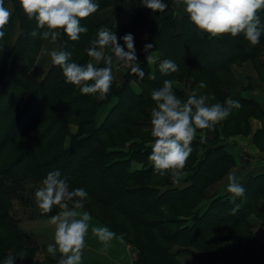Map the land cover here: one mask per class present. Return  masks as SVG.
<instances>
[{"label":"trees","instance_id":"16d2710c","mask_svg":"<svg viewBox=\"0 0 264 264\" xmlns=\"http://www.w3.org/2000/svg\"><path fill=\"white\" fill-rule=\"evenodd\" d=\"M95 2L100 5L95 14L113 7L117 18L126 1ZM164 2L167 9L156 12L152 20L149 43L153 48L138 56L145 73L143 79L129 70L120 82H113L107 98L99 100L98 94L84 95L78 87L66 84L59 66L52 65L41 83L31 75L47 41L29 35L36 28V21L27 19L19 0H12L14 11L0 39V211L9 208L13 198L31 199L46 175L59 170L62 177L69 178L70 189L87 191L88 199L81 211H88L117 235L123 234L124 242L140 252L134 264H179V258L185 256L200 264H264V245L259 244L254 233L256 224L264 225V175L251 177L242 197L214 199L202 217H195L189 226L185 218L193 215L206 190L236 167V160L224 146H212L202 159L198 158L201 144L195 139L182 173L191 174L185 182L188 186L181 187L171 182L170 174L161 177L154 173L148 159L151 150L144 148L153 138L151 131L142 127L150 121L155 106L151 93L162 87L165 79L191 81L188 93L173 87L182 99L203 81L207 87L198 92L214 97L210 104H223L231 97L242 105L214 129L204 130L206 134L215 137V142L220 140L218 133L225 137L248 135L250 120L258 119L262 129L252 142L264 152V111L254 99L243 96L248 87L235 76V67L251 62L264 81V34L256 46H251L243 34L214 38L198 32L188 17L176 33L173 11L177 5L175 0ZM141 12L138 8L115 29L110 20L96 23L91 15L81 21L88 32L77 41H71L60 30V50L70 52L72 61L86 65L92 59L86 49L99 27L111 28L118 38L126 33L135 38L141 26ZM258 16L264 23V10ZM119 42L123 44L122 39ZM147 55L158 57L157 62L148 64ZM164 59L174 61L179 71L168 76L161 74L159 62ZM150 74L156 78L149 79ZM114 98L117 103L99 125L101 111ZM72 125L78 127V133L72 137L70 148H66L64 142ZM131 148L132 152H126ZM133 162L143 164L145 170L133 173ZM59 211L54 206L42 217L49 218ZM3 220L0 230L2 227L6 231L4 236L0 232V264L20 251L26 252L27 257L23 261L17 257L15 264H42L34 260L35 247L19 233L14 216L5 214Z\"/></svg>","mask_w":264,"mask_h":264},{"label":"clouds","instance_id":"9594fccd","mask_svg":"<svg viewBox=\"0 0 264 264\" xmlns=\"http://www.w3.org/2000/svg\"><path fill=\"white\" fill-rule=\"evenodd\" d=\"M141 3L147 9L159 13L168 7L164 0H141ZM19 4L27 19L36 21V28L29 35L33 38L40 36L53 44L60 38V30L71 41L79 40L82 33L88 32L87 27L81 26V21L97 13L100 7L95 0H19ZM175 4L183 7L198 32L210 37L227 35L235 38L243 34L251 46H256L264 34V23L258 16V12L264 10V0H175ZM10 18L11 11L5 7V0H0V39L5 35L3 29ZM121 39L123 44L119 42ZM152 48L151 43L144 45L146 52ZM86 53L92 59L86 65H81L71 60L72 54L68 51L47 47L41 49V55L49 56L52 64L60 67L66 84L78 87L84 95L98 94L99 100L107 98L117 78L113 72L114 63L127 67L141 79L145 75L131 33L118 38L111 28L101 26ZM157 59L156 56H146L148 64H155ZM178 71L179 66L170 59L159 62V72L165 76ZM155 78V75H149V79ZM173 83L165 79L162 87L151 93L155 106L151 109L153 142L148 159L153 164L155 174L161 177L170 174L175 184L180 182L193 151L191 145L197 137V131L200 130L199 142L205 143L207 134L204 130L214 129L230 116L233 109H239L242 105L231 97L226 98L223 104H210L209 100L215 98L198 92V89L207 87L203 81L198 84L197 90L182 99L175 94ZM68 180V177H62L59 170L50 171L34 197L41 214L52 212L54 206L60 209L49 219L55 230L54 243L47 246V252L54 256L57 252L60 254L57 264H82L92 216L86 210L81 211L88 199L87 191L83 188L70 189ZM228 180L227 191L232 194L233 200L245 195L246 190L235 175L229 174ZM235 211L232 210L233 213ZM91 234L103 245L100 249L102 253L107 251L113 240L124 243V235H117L107 226H91ZM17 257L23 261L27 253L20 251L18 255H9L3 264H15Z\"/></svg>","mask_w":264,"mask_h":264},{"label":"rangeland","instance_id":"374dc122","mask_svg":"<svg viewBox=\"0 0 264 264\" xmlns=\"http://www.w3.org/2000/svg\"><path fill=\"white\" fill-rule=\"evenodd\" d=\"M5 7L9 8V10L11 11V16H12L13 11H14L12 0H5ZM62 46H63V41L59 38L55 44L47 41L43 48L45 47L49 49L56 48L57 50H60ZM52 65L53 64L49 56H43L40 54L37 65L35 66L34 70L31 72V75L37 81H39V83H41L44 81V79L48 75L50 69L52 68ZM235 76H237L236 77L237 80L244 87H248L243 94V96L246 99H254L259 104L260 102L264 101V81L260 79L257 71L254 69L251 62H247L239 67H235ZM173 82H174L173 87H175L177 90L184 91L185 93L189 92L190 86H191V81L189 79H185L184 81L174 80ZM135 89H137V87ZM116 103H117V99L114 98L111 101V103L108 104L101 111L100 116L98 118L99 125H102L105 122L106 117L108 116L109 112L113 108L112 106H114ZM262 109L264 111V106H262ZM250 125H251V131L248 135H233L230 137H225L222 133H218L217 137H220V140H218L217 142H215L214 140L215 137H211L207 135L206 142L200 143L199 142L200 134L197 133L196 139L199 142L198 144H201V148L199 150L197 157L202 159L203 156L206 154V151H207L206 149L211 148L212 146L214 147L224 146V148L228 152L231 153L230 148L231 149L236 148L234 146L238 143L237 141L233 140L234 138H237V137L247 138L251 135L253 128L254 130L257 129V132L262 129L261 128L262 122L258 119H254V118L251 119ZM142 127L144 131L150 132L151 131V118H150V121L146 122V124H143ZM70 132H71L70 136L67 137V139L65 140L66 142H64L66 143L65 144L66 148H70L72 137L76 136L78 133V127L76 125H72L70 127ZM255 134L253 136H255ZM135 142L138 143L140 141H135ZM130 144L131 143H129L128 146H130ZM151 144H152V141L144 145L145 146L144 148L151 150ZM249 146H250L249 143L245 144L246 150H249ZM253 146L258 150L259 153L264 155V152H262L255 145L254 142H253ZM129 151L132 152V148L126 149V152H129ZM241 155H244L246 158H248L246 160L248 164L249 163L253 164V162L251 161V158L255 159V157L257 156L248 151L242 152ZM131 168H132L133 173L135 171L145 170L144 165L138 162H133ZM233 169L234 168H232V170ZM244 169L245 168L241 170H244ZM237 170H239V173H240V168ZM190 175H191L190 173L182 174L180 182L177 184L180 185L181 187L188 186V184H185V182L186 180H188V178H190ZM225 178L227 179V177ZM225 178L221 180L220 182H218V184L222 183L225 180ZM228 181L229 180L225 181L221 185L223 186L224 190L220 188L221 186L218 188L214 187L215 185L210 186L206 190L205 194L203 195L204 196L203 200L200 202V204L195 209H193L194 210L193 215L191 217L185 218L186 220L184 221L187 222L186 223L187 225L191 226L192 225L191 222L195 220L194 219L195 217H200V216L202 217V214L206 211V209H208V207L210 206L211 202L214 199L224 197L223 195L219 197H215V195L224 194V192L227 191V187L229 183ZM162 190H165V189L162 188ZM227 197L232 198V194L226 195L224 198H227ZM4 210H5L4 212L0 211V223H1V220H3L5 214L14 216L16 223H17V230L19 231V233L25 236L28 239V242L32 243V245H34L35 247V252H33V254H35L34 260L39 261L42 264L45 261L51 260L54 262V264H57V260L60 254L57 252L54 256L47 252V246L49 244L54 243L55 226L50 224L49 222L50 217L49 218L47 216L42 217L41 211L36 205L35 197L33 196L30 199L29 197L26 196L25 199H21V200L13 198L11 200L9 208H5ZM2 212L4 213V215L2 214ZM4 224H5L4 228L7 227V224L5 222ZM258 225L259 223L255 225V228H256V229L254 228L255 234L259 240L264 241V226H258ZM91 226L103 227L104 225H102L100 222H98L96 219L92 217V220L90 221L89 233L85 241L86 246L83 249L82 264H134L138 260L140 256V252L136 251V249L133 248L130 244L126 242L120 243L118 240H113L111 242V246L107 249V251L102 253L100 249L103 247V245L98 241V239L95 236L91 234ZM5 231L6 230H3V228L1 227V230H0L1 235L4 236ZM21 239H24V238H20V240ZM26 245H28V243ZM179 264H200V263H198L196 260L190 257L185 256V257L179 258Z\"/></svg>","mask_w":264,"mask_h":264},{"label":"crops","instance_id":"0c3cea01","mask_svg":"<svg viewBox=\"0 0 264 264\" xmlns=\"http://www.w3.org/2000/svg\"><path fill=\"white\" fill-rule=\"evenodd\" d=\"M125 1L126 2L124 5V8H123V11L120 13V15L117 18H115L113 16L114 8L111 7L110 9L106 10L105 12H102L99 14H93V19L96 23H104L107 20H110L111 25L115 29L118 26L125 24L134 15L136 10L138 8H140L142 10V12H141L142 13L141 26H139L140 28L138 30V33H137L136 37L134 38V46H135V50H136V55L138 57L139 55L142 54V52L145 51L144 45L146 43L150 42V31L152 28V20H153L154 15L156 14V12H153L152 10L144 7L141 3V0H125ZM185 17H188V16L183 11V7L182 6H180V7L176 6L175 10L173 11V19L175 21L174 25H175L176 33L180 32L181 23ZM105 51H106V49H105ZM128 71H129V69L127 67H124L123 65H117L114 63L113 72L117 77L115 81L120 82L121 81L120 79H122V76L124 74H126ZM260 104L262 106H264V101L260 102ZM256 132H257V129L254 130V128H253L252 133L249 137H247V138L246 137L234 138L233 140L237 141L238 143L234 146L236 148H234V149L230 148V151L232 154L231 156H233L236 160V167L229 174L235 175L237 173L235 175V177H236L237 181L243 185V187L247 184L248 180L251 177H257V176L264 175V155L258 152V150L253 146V142H252L253 135ZM248 143L250 145L249 150H246L245 144H248ZM246 151L257 155L255 157V159L251 158V161L253 162V164H251V163L248 164V162L246 161L248 158H246L244 155H241L242 152H246ZM251 157H252V155H251ZM242 167L245 169L241 170V169H243ZM236 168L237 169L240 168V173H239V170H237ZM228 176H227V179L225 178V180L222 183H219L218 185H215L214 187H217V188L220 187L225 181L228 180ZM220 188H222L224 190L223 186H221ZM229 194H231V193L226 191V192H224V194L215 195V197H219L222 195L225 197L226 195H229ZM258 226H264V225L259 224ZM254 233H255V230H254ZM256 240L259 242V244L264 245V241L259 240L257 236H256Z\"/></svg>","mask_w":264,"mask_h":264}]
</instances>
